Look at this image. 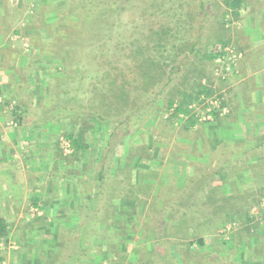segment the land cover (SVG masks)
<instances>
[{
    "label": "rangeland",
    "instance_id": "rangeland-1",
    "mask_svg": "<svg viewBox=\"0 0 264 264\" xmlns=\"http://www.w3.org/2000/svg\"><path fill=\"white\" fill-rule=\"evenodd\" d=\"M75 1L82 0H40L39 3L38 0H14L16 3L12 4L16 7L11 9V18L0 25V29L7 28L6 32L0 30V58L6 64L10 62L7 66L14 69L12 74H17L14 81L17 94L4 104L9 114L8 126L20 124L10 123L14 119L13 115L10 117L11 111L19 104L16 99L27 106L26 114L31 120L42 115L50 92H54L57 99L83 104L87 108L93 98L94 107L101 93L109 90L112 77L106 73H115L113 75L124 86L121 91L128 94L129 99L125 104L112 106L115 108L110 114L115 115L114 122L97 121L91 116L84 118L88 125L85 141L89 147L81 160L71 162L72 148L69 140L61 136L60 124L39 126L48 134V144L34 139L32 146L27 148L21 141L23 138L19 139L15 152L21 151L24 155L32 149V153H40L38 170L50 172L45 176L40 173L43 180L39 174L30 172L29 179L37 184H47L51 190L49 199L67 202L71 198V212L67 211L69 207H64L63 211L51 213L52 220L56 216L65 223L54 224L58 225L56 230L41 225L51 240L35 242L36 250L55 251L56 256L65 240L62 237L56 240L52 234L60 228L68 231V223L76 218L77 213L72 207L74 202H79L80 194L77 185L73 186L76 179L71 178V172L94 175L102 159L108 158L110 175L100 198L105 208L114 204L121 207L124 214L118 215L116 222L111 221L112 218L102 222L103 230L93 242L94 249L84 264H134L124 254V248L128 247L126 237L132 234V241L134 236L160 237H156V233L170 235V238H159L153 244L165 248L169 243H175L176 248L188 253L184 256L188 264H196L197 258L201 257L199 253L206 254L213 249H219L221 254L229 253L232 261L264 264L263 256H255V252L262 254L264 251V142L261 138L264 136V92L260 91L264 88L261 85L264 82V45L253 42L261 33L258 29H262L264 17L250 14L249 0H241L237 14L227 8L223 0H205L204 11L193 0H160L157 3L129 0L120 5L117 0H96L105 5L109 3L107 6L115 2L118 10L101 12L100 27L103 28H99L98 38L92 39L94 32L89 31L84 39H80V27L71 22V2ZM262 3L264 7V0ZM127 6L130 9L126 10ZM21 14L27 16L29 25L19 27L15 22ZM11 27L18 31L12 30L8 38ZM167 27L171 28V36L164 33ZM254 27L256 32L251 30ZM154 31L162 32L157 36ZM198 33L201 48L221 40L228 43L222 47L217 43L216 47L222 48V53L212 60L201 55L197 58L187 47L192 40L190 36ZM5 41L9 44L4 45ZM162 41H166L163 47L155 46ZM173 44L178 49L184 44L187 47L178 50L172 47ZM134 47L143 50L137 60L141 57L160 60L165 75L171 70L172 80L154 106L146 100H155L156 91L163 82L167 83V79L153 85L154 78L158 77L152 72H157L156 63L148 65L151 72L146 74L142 73L138 63V68L133 67L130 72L129 48ZM99 60L103 61L102 67L97 65ZM196 72L202 75L201 78ZM243 76L248 77L244 90L234 93L236 81ZM199 83L207 85L204 90L209 94L199 92ZM185 93L191 95L189 99L193 101L189 103L196 104L197 109L193 111L198 115L197 121L186 129L184 121L188 115H175L173 110L174 105L184 99ZM168 99H173L170 108L166 107ZM213 99H218L224 110L215 112L212 119H203ZM141 103H144L142 108L137 110ZM127 117L134 120L128 121ZM52 132L59 134L57 140L50 137ZM225 137L231 140L223 141ZM216 140L218 144H215ZM238 150L242 155L234 162L230 161L228 156ZM48 152L54 155V163L43 160ZM224 161L229 163L220 169ZM67 186H70V196L65 192L67 190L63 191ZM28 217L26 223L32 227L34 223L39 225L31 213ZM182 221L183 225L180 224ZM199 237L204 241L202 247L195 243ZM27 242L23 236L2 240L0 255L13 246H22L26 256L20 253L17 263L25 264L27 258H40L39 252L37 256H30L25 247ZM161 243L164 246H160ZM156 256L140 255L142 262L139 264L169 262V259L157 261ZM202 257L204 261L203 254ZM0 264H3L2 260Z\"/></svg>",
    "mask_w": 264,
    "mask_h": 264
},
{
    "label": "trees",
    "instance_id": "trees-1",
    "mask_svg": "<svg viewBox=\"0 0 264 264\" xmlns=\"http://www.w3.org/2000/svg\"><path fill=\"white\" fill-rule=\"evenodd\" d=\"M117 1H119L118 5H120L121 2L123 4H127L129 2V0H123V1L117 0ZM156 1L161 2L160 0H153L151 3H157ZM193 1L196 2V6L200 7L201 10L203 11L205 10L204 8L206 4L205 0H193ZM223 2L227 8H229L230 10H233V12H235L234 14H237L238 12L237 10L241 4L240 3L241 0H223ZM108 4L105 5V3L99 2V1L96 2V0H82V1L71 2V18H72L71 22L74 23L75 27L77 26L80 27V31H82V33L79 35L80 39H84L85 34L87 32L89 33V31L94 32L92 33V39H96L99 37L100 35L99 28L100 29L103 28V27H100L101 26L100 25L101 16H103L101 12H105V11L108 12L114 9L118 10L115 2L110 3L111 5L107 6ZM162 5H163V2L161 3L160 8H162ZM127 9H130L129 6H127L126 10ZM190 10H192V8H190ZM182 22L185 27L184 21ZM178 30L179 29L177 28V32ZM159 32H162V31H154L153 33L157 36H160L158 35ZM164 33H169L170 36L173 34L171 32L170 27H167ZM190 38H192V40H190V44L188 47L185 44L180 49H178V47L175 44H173L172 47L173 48L175 47L178 50H182L183 48L187 47L188 52L192 53L194 57L198 58V56L201 55L203 58L212 60L214 59L215 56L220 55V53H222V48L220 47L228 43V41H223L219 39L221 41L212 42L207 47L201 48L199 46V42H200L199 33L195 35H191ZM165 43L166 41H162L161 43L157 42L155 46L163 47ZM217 43H219L220 45ZM217 45H219L220 47L219 48L216 47ZM205 50H206V53H204ZM129 51L131 52L130 62H132L128 68V70H130L131 68L130 72L131 71L133 72V67L135 69V68H138V65H139L142 70V73L146 74V72H151L150 70L148 71L149 67L152 64L156 63L157 72L155 70H153L152 72L155 73V75H157L158 77L154 78L156 82L153 85L156 86L158 85V83L162 82L164 79H167V83L164 84L163 82L161 85V88L156 91L157 92L156 99L154 100L152 98L149 101L146 100L147 103L149 102L151 106H154V103L158 99L160 100L162 98L161 94L165 86L172 80V77L170 74L171 70L165 75L164 74L165 71L163 68L164 64L160 60H155V59L151 60V59H148L147 57H143V58L141 57V59L139 58L140 60H137V58L140 55L142 56L143 54L142 52L143 50L142 49L140 50L139 47L129 48ZM104 60L105 62H107V59H104ZM91 62L93 61L91 60ZM97 65H100L102 67V65H104L103 61H100V60L97 61ZM103 73H105V71ZM196 73H197V77L201 78L202 75L198 72ZM106 74L108 77H112V80L109 82V85H108L109 90L107 92L101 93L98 102L94 103V107L92 104L93 98L91 99V102L89 103V107L87 108L83 104H78V103L72 104V103L65 102V100L57 99L55 93L50 92L48 103L47 105L44 106V109H45L44 112L42 113L41 116L40 115L36 116L33 119L34 124H39V125H42L44 123L60 124V129H61L59 130L60 134H62L61 135L62 137L69 140L71 148H72L71 149V162H73L74 160L75 161L81 160L87 148L89 147L88 143H86L85 141V132L87 131L88 125L85 122L84 118L86 116H91L97 119V121H108V122L113 121L114 122L113 116L115 115L110 114V110L115 108L112 106H115L121 102L122 104H125L129 100L128 94L121 91L122 89H124V86L120 82L121 80H118L116 76L113 75L115 73H113L112 75L109 73H106ZM206 76L207 75H205V77ZM199 86H200L199 92L206 91L204 89L207 88V85H203L199 83ZM199 92L198 94H200ZM206 93L209 94V91H206ZM198 94L195 96L198 97ZM183 96H184V99H182L181 102H178V104L174 105L173 110H174L175 115H179V113L188 115L184 121L186 124L184 128L186 129V127L188 128L192 126L197 121L198 117L196 113L193 111V109L189 108V105L191 104L189 102L193 101L192 98L189 99V96L191 97V95L186 96V93H185ZM143 104L144 103H141V105H139V107H137L136 109L138 110L142 108ZM172 104H173V99H168L166 107L170 108L172 107ZM18 109H19V105H14V110H12L11 113L14 116V119L20 122V112L18 111ZM137 110H134L133 112H137ZM114 114L116 113L114 112ZM63 119H68V121L62 122L61 120ZM125 119L128 121L134 120L129 117ZM122 123L124 122L122 121ZM51 134H50V137L54 136L56 140L59 138V134H57V132L55 133L52 132ZM261 138L263 139L262 141L264 142V136H261ZM54 147L56 149L57 144H55ZM219 151H223V150L219 149ZM241 154H242L241 150H238L235 152L232 151L231 156H228V159L234 162L236 159L240 157ZM109 163H110V160L108 158L106 159L103 158L102 164L97 169L94 175L92 173L90 175H85V174L71 175L72 178L76 179L75 181L76 183L73 186L77 185L79 189L80 200L77 204L74 203L72 207L74 208V211L77 214H76V218L72 219L68 223L67 225L69 226L67 228L68 231H66L65 228L64 229L60 228L57 231V233H55L56 240L61 239L62 237L65 240V242L60 246L61 248L58 250V254L56 256H54L55 251L54 252L49 251L48 254L43 256L41 259L32 258L29 260L30 262L32 263L35 262V264H37V262H39L40 260L42 261L39 264H84L86 262V259L89 256L91 250L93 251L94 249L93 242L103 230L101 228L102 222L108 220V218H112L111 221L116 222L118 221L117 218L120 217L118 215L124 214V210L121 207L114 205V204H111L107 208H105L103 201L100 198V194L105 193V190L103 189V185L109 180V177H108L110 175V172H109L110 164ZM227 163L229 162L228 161L222 162L220 169L225 168L227 166ZM91 178H93V180H90ZM71 183L73 184V182ZM212 192L214 193V191ZM38 202H39L38 199H33V203L36 206H38L40 209H42L43 207ZM1 221L2 220L0 218V237L8 234L5 224ZM180 224L183 225V221ZM65 232H68V233H65ZM195 243H197L199 247H202L204 245L203 238L202 237L197 238L195 240ZM255 256H260V257L263 256V260H264V251L262 254L260 253V251L255 252ZM213 259H214L212 260L213 264H243L239 261H232L226 255L225 256L218 255V257H215ZM212 263L207 262V264H212Z\"/></svg>",
    "mask_w": 264,
    "mask_h": 264
},
{
    "label": "crops",
    "instance_id": "crops-1",
    "mask_svg": "<svg viewBox=\"0 0 264 264\" xmlns=\"http://www.w3.org/2000/svg\"><path fill=\"white\" fill-rule=\"evenodd\" d=\"M13 1L14 0H2L1 2L0 0V6H2L0 7L1 8L0 9V25L5 23L7 19L9 20V18H11V9H13L12 7H16V5L12 4V3H16ZM24 1H28V0H24ZM39 1L40 0H38L37 3H39ZM249 1H251L249 5L252 8V12L250 14L254 16H258L259 14V16L264 17V7L262 6L263 0H260V1L259 0H249ZM53 3H55V1H53ZM15 22L19 24V27L29 25L28 24L29 20L27 16L26 15L22 16V14L17 16ZM263 27H264V24L262 26V29H258L261 33L258 36V39H255L253 41L254 43L258 42L264 45V28ZM3 28H4V25H3ZM5 29H0V30H3V32H6ZM12 30L13 32L18 31L17 29L11 27L8 30L10 32L8 38L11 37L10 35L12 33ZM251 30L256 32V27H254ZM7 43L8 42H6L4 45L9 44ZM262 56H264V53L262 54ZM7 64L11 65L10 62ZM7 64L2 58H0V218L2 220L1 222L5 224L7 231H8L7 235H3L0 237V243L2 240H10L13 237L18 239L23 236V238H26V240L28 241L25 247H26V250L29 251L28 253H30V256L36 255L38 254L37 252H39L41 257H43L48 254L49 250L46 251L44 250V248H41V250L39 249L36 250L35 248L36 246H34L35 245L34 243L40 240L43 242H46L45 240H51V238L45 235L44 233L45 230L42 229V226L44 227L52 226L53 229L56 230L58 228L57 226L60 223H65V220L60 221V218L56 216L55 218L56 219L58 218V219L55 220L54 218L52 220L51 213L53 212L52 213L53 215V214L58 213L59 210L63 211L64 207L66 208L69 207L67 211L71 212V204H70L71 198L68 199L67 202L63 201L62 199H49L50 197L49 192H51L49 186L47 184H42V183L37 184L38 182H35L29 179L30 172L39 174V177L45 176L50 173L48 172V170L47 172L45 171L42 172L38 170V165L40 164L38 162V157L40 156V153L38 154L36 152L32 153L31 152L32 149H30V151H28L27 153L24 152L23 153L24 155H22L21 151L19 153L15 152L17 151L15 150V146L18 147L17 143H19V139L21 140L23 138L21 141L25 142L26 144L25 147L30 148L33 144L34 139L39 141V143L41 144H45L46 142L48 144V134L43 133V131L40 130L39 126L43 128L44 127L43 124L42 125L34 124V120L33 119L31 120V118L27 117L26 112L29 109L27 108L26 105H24L18 99L16 100L19 103L18 111L20 112V124L18 125L17 123L18 125L17 127L8 126V119H9L8 115L9 114H7L8 109L4 106V104L5 102H7L6 100L13 98L12 96H15L17 94L16 93L17 91L15 90L16 83L14 82L17 80V74H12L14 69L11 66H7ZM20 64H22V61L20 62ZM262 69L264 70V67ZM247 78H248L247 76H243L241 79L236 81V84L234 87L235 89L233 91L234 93L240 92L241 89L244 90L245 88L244 84ZM261 85L264 86V82ZM260 91L264 92V88H262ZM231 93H229L228 95H230ZM10 117H12V114L10 115ZM29 131H31L30 134H29ZM23 135L24 137H22ZM222 140L229 142L228 140H231V138L225 137V138H222ZM218 143L219 142H217L216 140L215 144H218ZM43 147L45 148V145H43ZM53 157L54 155H52V152H48L47 158L44 157L43 160H47V161L51 160L52 161L51 163H54ZM40 173L42 174L41 176H40ZM71 175H74V173L71 172ZM40 179L43 180L42 177ZM45 182L46 181H43V183ZM72 188L74 187L72 186ZM57 191L60 192L59 187ZM63 191L67 192L68 195L70 196L71 194L69 193L70 186L69 188L67 186L66 189H63ZM33 199H38L39 200L38 203H40V205L43 208L40 209L38 206H36L33 203ZM66 208H65V211H66ZM29 213L35 216L34 219L37 220V223L39 225H36L35 223L34 224L31 223L34 225L32 227L30 223H26V220H29V217H28ZM54 224H58V225L54 226ZM156 234H157L156 237L158 236L160 237L155 238L154 235H152L147 238V236L143 235L145 237L144 239L143 237L141 238L140 236H134L135 239H133V241L130 240L133 235L132 234L128 235L126 237V241L128 242L127 244L128 247L124 248V251H125L124 254L127 257V260L130 262L134 261V264H139L142 262V261L140 262V259H139L140 255L142 256L146 254V255H154V256L157 255L156 256L158 259L157 261H160V262L163 259L165 260L169 259V262L171 261L172 264H188L187 261L184 260V256L186 257L188 253L183 249L176 248L175 243H172V244L169 243L167 247L165 248L164 247L158 248L159 245L157 243L153 244L156 240H159V238H162V239L170 238V235L161 234V233H156ZM52 235L55 236L54 233ZM162 243L160 246H164ZM140 244L144 246L141 247ZM21 247L13 246V248H10L8 251H5L4 253L5 255L4 254L0 255V260H2L3 264H19L16 262L17 256H19L20 253L21 255L26 256V253L24 255V251ZM183 252L186 254H182ZM199 254L201 255V257L197 258L196 264H207V262L212 263V261L210 260L215 257H218V255H222V256L229 255V253L221 254V251L219 249H213L207 252L206 254L203 252ZM202 254L205 257L204 261H203ZM209 256H212V257L209 258ZM5 257H6V261L4 260ZM41 257L40 258L38 257V258L41 259ZM169 262H167V264H170ZM31 263L32 262H30L28 258L25 260V264H31ZM153 264H159V263L154 262Z\"/></svg>",
    "mask_w": 264,
    "mask_h": 264
},
{
    "label": "built area",
    "instance_id": "built-area-1",
    "mask_svg": "<svg viewBox=\"0 0 264 264\" xmlns=\"http://www.w3.org/2000/svg\"><path fill=\"white\" fill-rule=\"evenodd\" d=\"M210 104L211 106L206 108L207 109V112L205 113V115L202 116L203 119H212L213 118V115L215 114V112H217L218 110H224V107H222L220 104V101L218 99H213L210 101ZM196 104L192 103L189 105V108L195 110L197 109L196 108ZM197 114V113H196ZM198 117V115H197ZM200 118V116H199ZM17 120L16 119H13V120H10V123L11 124H14L16 125L17 124Z\"/></svg>",
    "mask_w": 264,
    "mask_h": 264
}]
</instances>
